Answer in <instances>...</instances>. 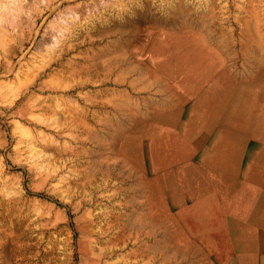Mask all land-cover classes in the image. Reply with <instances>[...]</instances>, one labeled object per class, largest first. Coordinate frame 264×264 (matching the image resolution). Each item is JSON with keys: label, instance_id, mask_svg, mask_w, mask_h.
Masks as SVG:
<instances>
[{"label": "rangeland", "instance_id": "374dc122", "mask_svg": "<svg viewBox=\"0 0 264 264\" xmlns=\"http://www.w3.org/2000/svg\"><path fill=\"white\" fill-rule=\"evenodd\" d=\"M140 16L176 20L152 29L154 46L180 36L183 58L195 47L230 56L225 63L241 70H264V0H0V264H242L240 250L248 257L237 190L258 179L208 168L219 188L237 186L231 196L221 190L220 210L187 203L168 216L174 184H153L132 166L129 154L150 152L155 132L136 118L170 114H153L154 96L178 93L184 116L194 99L176 81L166 88L150 77L153 50L143 37L151 29L136 26ZM103 45L108 52L98 57ZM137 127L148 139L132 141ZM224 215L241 218L232 235L217 227Z\"/></svg>", "mask_w": 264, "mask_h": 264}, {"label": "crops", "instance_id": "0c3cea01", "mask_svg": "<svg viewBox=\"0 0 264 264\" xmlns=\"http://www.w3.org/2000/svg\"><path fill=\"white\" fill-rule=\"evenodd\" d=\"M159 44L168 45L169 51L152 53L151 58L148 56L150 77L161 76L166 88H171L174 80L186 97L194 99L190 111L184 116L180 112L185 99H181L178 93V96L170 93H166V97L163 94L154 96L159 107L153 109V114H170L136 118L138 124L148 123L155 132L150 152L137 149L135 154H129L132 166L152 176L153 184L161 181L174 184L167 188H170V204L176 205L168 216L184 211L183 205L187 203H192L197 211L205 207L209 212L220 210L222 191L231 196L237 186L232 185L230 191L231 183L228 182L219 188L220 184L216 185L206 177L208 168L210 172H233L231 175L238 172L240 177L258 179L250 181L254 186L243 185L237 190L239 202L236 205L248 215L246 235L250 238L249 255L241 256L243 252L240 250L238 262L264 264V196H259L264 190V70H241L234 64L227 65V58H219L217 52L202 55L195 47L191 51L197 52L183 58L185 45L180 41ZM160 45L154 50L161 48ZM177 49L180 50L175 51ZM154 57L157 65L153 64ZM188 57L193 65L186 62ZM162 102L169 105H162ZM219 119L222 121L220 126L217 125ZM141 129L144 130L137 127L138 133L132 141L147 137ZM206 133L209 134L207 137ZM196 158L201 160V165L193 162ZM258 173L262 175L258 177ZM256 184L260 186L259 191ZM225 215L217 227L232 235L237 226L235 220L241 218Z\"/></svg>", "mask_w": 264, "mask_h": 264}, {"label": "bare ground", "instance_id": "6f19581e", "mask_svg": "<svg viewBox=\"0 0 264 264\" xmlns=\"http://www.w3.org/2000/svg\"><path fill=\"white\" fill-rule=\"evenodd\" d=\"M172 17H165V18H163L161 21H155V19L153 18V17H146V16H140V17H137V19L135 20L136 22H135V24H136V26L138 27V28H149V29H151L150 30V32L149 31H146L145 33H148L146 36H144L143 37V41H144V43L147 45V46H151L152 47V52H153V54L155 53L154 51V48L157 46V45H160L159 43H155L156 45L154 46L153 45V38L155 37V36H157V34L158 33H153L155 30H152V29H154V28H157V27H159V28H163V27H171V25L172 24H174V23H176V20H173V19H171ZM179 23H181V26H186V22H185V19L183 20V19H181L180 20V22ZM120 37L121 38H119V40H124V36L122 37L121 35H120ZM170 39V41H172V42H176V41H180V42H183L182 41V38L180 37V36H174V37H171V38H169ZM200 38H198V40H199ZM184 40V39H183ZM119 46V45H118ZM153 46H154V48H153ZM159 47H161V48H158L157 49V51H156V53H158V54H160V53H165V52H168L169 50V47L167 46V45H160ZM118 48V47H117ZM97 48H95V50H96ZM98 51H99V55H98V57H101V56H105L106 54H107V52H108V47H106V46H102V47H100L99 49H97ZM137 56V55H136ZM221 56V55H220ZM97 60V59H96ZM123 61V60H122ZM168 62V64H169V66H171L170 64H171V62H169V61H167ZM124 63V62H123ZM95 64H97V63H95ZM97 66V65H96ZM167 66V65H166ZM86 68V67H85ZM171 67H169L168 69H170ZM170 70H173V67L170 69ZM95 73H97V72H95ZM94 73V74H95ZM108 124V123H107ZM107 124H105V125H107ZM112 125V124H111ZM104 126V125H103ZM104 132H102L103 134H105V135H107V136H111L112 134H113V130H108V126H104ZM120 148H121V146H120Z\"/></svg>", "mask_w": 264, "mask_h": 264}]
</instances>
